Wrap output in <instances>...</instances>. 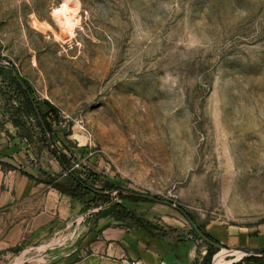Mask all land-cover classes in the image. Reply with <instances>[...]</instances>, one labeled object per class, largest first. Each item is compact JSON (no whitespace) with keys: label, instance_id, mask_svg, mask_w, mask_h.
<instances>
[{"label":"rangeland","instance_id":"obj_1","mask_svg":"<svg viewBox=\"0 0 264 264\" xmlns=\"http://www.w3.org/2000/svg\"><path fill=\"white\" fill-rule=\"evenodd\" d=\"M0 59L54 131L0 66L4 107L35 158L50 165L63 153L69 166L58 161L55 177L69 183L71 168L110 195L42 252L95 221L114 223L116 203L196 238L179 210L122 190L179 205L222 244L264 224V0H0ZM254 257L221 263L264 264Z\"/></svg>","mask_w":264,"mask_h":264},{"label":"crops","instance_id":"obj_2","mask_svg":"<svg viewBox=\"0 0 264 264\" xmlns=\"http://www.w3.org/2000/svg\"><path fill=\"white\" fill-rule=\"evenodd\" d=\"M1 88H6L2 81L0 93ZM30 146L21 126L8 116L0 94V264H128L130 259L141 264H206L208 247L199 239L178 237L165 227L150 233L118 219L95 221L76 237L62 236L60 246L42 252L44 244L59 238L61 227L74 225L84 203L45 182L42 172L55 176L58 161L49 159V165L44 157L36 159ZM222 242L263 252L264 224L229 231ZM27 250L39 253L20 261ZM225 255L216 264H222Z\"/></svg>","mask_w":264,"mask_h":264},{"label":"trees","instance_id":"obj_3","mask_svg":"<svg viewBox=\"0 0 264 264\" xmlns=\"http://www.w3.org/2000/svg\"><path fill=\"white\" fill-rule=\"evenodd\" d=\"M14 81L16 82L15 78H14ZM24 81H25V79H24ZM26 84H27V82H26ZM28 89L30 90V93H28L25 89H23V87L21 86L20 83H17L18 94L20 95V97L23 96L26 98V100H25L26 101V108L29 109L30 111L35 112L38 116L40 114L41 118L43 119V121L45 123L46 129L53 134L54 131L52 130L51 125L47 121L46 115H45V113H43L39 103H36V105H37L36 106L35 105L36 101L31 98L32 91H31L29 85H28ZM38 120L40 122V126L43 127L40 119H38ZM14 123L16 125L20 126L19 121H15ZM43 130H44V128H43ZM57 159H58L59 163L62 165L64 170H65V168H67L69 166L68 165L69 159L66 157L65 154L59 153L57 155ZM42 174L44 176V180L46 183L51 184L53 187L57 188L60 192L69 194L73 198H76V199L82 201L86 208L98 206L102 202H108L109 201L110 195L103 194L101 192L96 191V189L94 187H92L90 184H88L86 180H83L82 178L78 177L73 171H71L70 173L67 172V174H66L69 178V183H64V182L60 181L57 177L52 176L50 174H47L45 172H42ZM106 187L112 188V185L107 184ZM121 197L124 199H133V198L138 199L139 198V197H134V196L128 197L125 195H121ZM117 209L120 210L119 211L120 214L118 215V218H117L118 220L124 221L126 219H130L135 224L146 229L150 233H154V231L157 229V227L153 223H151L149 220H147L144 217H141L139 215H136L130 209L124 207L121 203H116L113 206V210H117ZM201 229L203 230V228H201ZM191 230H192L194 236L197 239L201 240V238L197 235V233L194 231V229L191 228ZM205 233L210 236V234H208L207 232H205ZM210 237L212 239H214L212 236H210ZM216 251L218 253V249L209 245L208 253L206 255V264H212V260L214 258V253ZM246 259L247 260H253V259L258 260L260 258L254 257V256H248V257H246Z\"/></svg>","mask_w":264,"mask_h":264},{"label":"water","instance_id":"obj_4","mask_svg":"<svg viewBox=\"0 0 264 264\" xmlns=\"http://www.w3.org/2000/svg\"><path fill=\"white\" fill-rule=\"evenodd\" d=\"M0 66L3 67H7L10 68L13 71V74L16 78V80L21 84V86L23 87V89H25L28 93H30V90L28 89L27 85L25 84V82L23 81V79L20 77L18 70L10 63L7 62L5 60L0 59ZM31 98L32 95H31ZM49 144H51V140L48 139ZM98 191V190H96ZM101 192V191H98ZM103 193H108L105 191H102ZM122 193H125L128 196H134V197H140V198H145V199H149L152 201H156V202H161L167 205H170L172 207H174L175 209L179 210L184 217L186 218L187 222L190 224L191 228L194 229V231L197 233V235L207 244L215 247L216 249H218V254L216 256V258H218L221 254L223 253H228L231 255H236V256H244V257H248V256H264V252L261 251H255V250H249V249H239V248H233V247H224V245L219 242L216 239H212L209 235H207L200 227V225L194 220L192 219V217L179 205L172 203L168 200H160L158 199L156 196L154 195H150V194H140V193H136V192H131V191H125L122 190Z\"/></svg>","mask_w":264,"mask_h":264},{"label":"built area","instance_id":"obj_5","mask_svg":"<svg viewBox=\"0 0 264 264\" xmlns=\"http://www.w3.org/2000/svg\"><path fill=\"white\" fill-rule=\"evenodd\" d=\"M72 171V169L71 168H68L67 169V171H66V173L68 172V173H70ZM226 253V252H225ZM218 254V253H217ZM228 255H231V254H228V253H226V255L224 256V258H226ZM236 256V255H235ZM219 258V257H218ZM218 258H216L215 257V261H214V264H216V261H217V259ZM244 258H246V257H244V256H237V259L236 260H238V261H241L242 259H244ZM15 264H18V262L17 263H15ZM128 264H141V262H140V260L139 259H130V260H128ZM223 264V263H222Z\"/></svg>","mask_w":264,"mask_h":264}]
</instances>
